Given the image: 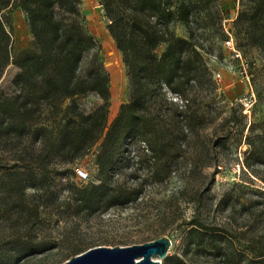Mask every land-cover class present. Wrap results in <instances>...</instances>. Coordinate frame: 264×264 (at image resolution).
<instances>
[{"label":"trees","instance_id":"trees-1","mask_svg":"<svg viewBox=\"0 0 264 264\" xmlns=\"http://www.w3.org/2000/svg\"><path fill=\"white\" fill-rule=\"evenodd\" d=\"M248 4L235 26L264 54V0H248ZM101 5L110 19V34L123 55L131 94L110 126L111 78L100 59L102 46L86 27L81 0H0V81L10 65L20 69L14 81L16 93L0 97V138H29L45 146L48 159L62 157L68 164L101 143L96 161L100 183L74 186L71 196L75 214L87 217L127 208L140 199L142 186L125 188L115 181L127 164L125 155L131 145L147 151L150 179L155 184L175 175L174 155L179 143L188 134L198 135L205 125L204 117L190 104L192 95L212 83L203 48L192 34L185 39L177 36L174 28L180 25L192 33L191 25L199 23L195 14L209 9L210 0H101ZM15 10L27 16L33 48L14 60L10 14ZM160 48L164 50L159 52ZM164 89L183 104L179 117L184 128L175 124L168 128L159 116L150 114V104ZM89 95H96L101 104L86 113L77 100ZM246 139L250 150L244 165L264 166V120L251 126ZM45 180L33 170L9 174L0 201L14 206L20 216H37L38 207L26 205V191L45 189ZM14 209H7L6 216ZM181 233L184 257H168L163 264H190L186 258L210 253L214 260L224 258L222 242L226 237L218 227L193 218ZM52 248L45 242L16 237L0 243V264H18ZM81 254L76 251L72 257ZM226 256V264H264L262 251L242 259L234 252Z\"/></svg>","mask_w":264,"mask_h":264},{"label":"rangeland","instance_id":"rangeland-1","mask_svg":"<svg viewBox=\"0 0 264 264\" xmlns=\"http://www.w3.org/2000/svg\"><path fill=\"white\" fill-rule=\"evenodd\" d=\"M210 2L209 9L195 14L199 23L191 25L192 33L189 28L174 27L177 36L188 39L192 34L194 42L203 48L212 83L203 91L196 90L190 104L204 117L205 125L198 135L188 134L179 143L174 155L175 175L162 184L150 179L147 151L139 145L129 147L127 164L120 168L115 181L125 188L142 186L143 194L136 203L92 217L75 214L73 187L100 183L96 161L101 143L68 164L62 157L48 159L45 146L29 138H0V191L9 174L33 170L46 178L45 189L26 191V205L38 207L37 216H20L14 206L0 201V243L21 237L53 247L18 264H65L76 251L83 254L98 247H129L161 237L172 240L169 257H184L181 231L193 218L218 227L226 239L222 242L223 259L214 260L210 253L186 258L190 264H226V255L232 252L239 259L264 252V166L244 165L250 150L246 139L249 129L264 120V54L235 26L239 13L248 10V0ZM80 8L88 31L102 46L100 59L111 78L110 126L130 101L127 68L108 29L110 19L101 0H81ZM10 17L15 60L22 51L33 48V37L21 10L11 12ZM223 40L234 44L240 58H235ZM19 74L16 66L7 68L0 81V97L16 93L14 81ZM77 101L86 113L101 104L96 95ZM149 109L168 128L172 129V124L184 128L179 117L183 104L167 90ZM9 208L14 209L13 214L6 216Z\"/></svg>","mask_w":264,"mask_h":264},{"label":"water","instance_id":"water-1","mask_svg":"<svg viewBox=\"0 0 264 264\" xmlns=\"http://www.w3.org/2000/svg\"><path fill=\"white\" fill-rule=\"evenodd\" d=\"M171 247L172 240L168 237L129 247H98L65 264H162L169 257Z\"/></svg>","mask_w":264,"mask_h":264},{"label":"built area","instance_id":"built-area-1","mask_svg":"<svg viewBox=\"0 0 264 264\" xmlns=\"http://www.w3.org/2000/svg\"><path fill=\"white\" fill-rule=\"evenodd\" d=\"M223 43L225 44V46H227V47H229V49H231V51L234 54V56H235L236 59L237 58H240L239 52L236 51L235 46H234V44L231 41L226 40Z\"/></svg>","mask_w":264,"mask_h":264}]
</instances>
